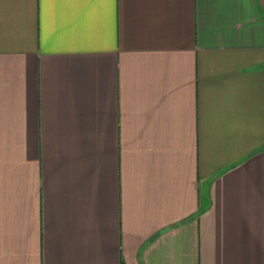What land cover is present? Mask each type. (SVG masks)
Segmentation results:
<instances>
[{"label": "crops", "instance_id": "obj_1", "mask_svg": "<svg viewBox=\"0 0 264 264\" xmlns=\"http://www.w3.org/2000/svg\"><path fill=\"white\" fill-rule=\"evenodd\" d=\"M0 264H264V0H0Z\"/></svg>", "mask_w": 264, "mask_h": 264}]
</instances>
